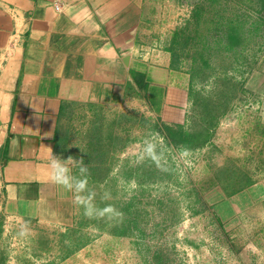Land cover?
Wrapping results in <instances>:
<instances>
[{
	"label": "rangeland",
	"instance_id": "obj_1",
	"mask_svg": "<svg viewBox=\"0 0 264 264\" xmlns=\"http://www.w3.org/2000/svg\"><path fill=\"white\" fill-rule=\"evenodd\" d=\"M174 7L186 21L170 49L191 75V92L218 111L215 140L178 148L162 117L73 105L61 145L76 172L74 222L9 217L0 171V264H264V30L240 53L203 54L189 37L219 13L256 22L262 4L175 0ZM207 111L195 106L186 129H202Z\"/></svg>",
	"mask_w": 264,
	"mask_h": 264
},
{
	"label": "crops",
	"instance_id": "obj_2",
	"mask_svg": "<svg viewBox=\"0 0 264 264\" xmlns=\"http://www.w3.org/2000/svg\"><path fill=\"white\" fill-rule=\"evenodd\" d=\"M170 4L0 0V171L9 217L73 224L77 178L61 145L73 105L191 125V75L169 43L185 10Z\"/></svg>",
	"mask_w": 264,
	"mask_h": 264
},
{
	"label": "trees",
	"instance_id": "obj_3",
	"mask_svg": "<svg viewBox=\"0 0 264 264\" xmlns=\"http://www.w3.org/2000/svg\"><path fill=\"white\" fill-rule=\"evenodd\" d=\"M220 0H212L213 4H217ZM262 4V11L256 22L247 24L248 21L243 20L240 16L235 18L221 16L220 13L216 18H213L212 24L203 33L198 30L195 35L190 32L189 37L198 39V43L203 47L204 52L209 50L234 51L241 52V48H245L250 39L264 30V0H259ZM198 9V8H197ZM200 15L197 11L196 20L200 21ZM179 33L175 37L178 38ZM175 43H180L178 39ZM178 52H175V60L179 59ZM202 57V56H201ZM201 63L210 65L209 60L201 58ZM195 106L202 104L204 109H207L206 120L203 123V128L196 132H190L182 126H169L164 124L163 130L167 138L178 148L195 149L202 148L207 145L216 133L219 124V114L215 111V107L211 104L209 98H204L201 95L193 94Z\"/></svg>",
	"mask_w": 264,
	"mask_h": 264
},
{
	"label": "clouds",
	"instance_id": "obj_4",
	"mask_svg": "<svg viewBox=\"0 0 264 264\" xmlns=\"http://www.w3.org/2000/svg\"><path fill=\"white\" fill-rule=\"evenodd\" d=\"M53 168L58 169L59 168V162L56 160H53ZM55 178V177H54Z\"/></svg>",
	"mask_w": 264,
	"mask_h": 264
}]
</instances>
